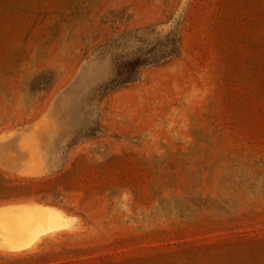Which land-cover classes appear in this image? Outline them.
Here are the masks:
<instances>
[{
  "label": "rangeland",
  "instance_id": "rangeland-1",
  "mask_svg": "<svg viewBox=\"0 0 264 264\" xmlns=\"http://www.w3.org/2000/svg\"><path fill=\"white\" fill-rule=\"evenodd\" d=\"M21 205L0 264H264V0H0Z\"/></svg>",
  "mask_w": 264,
  "mask_h": 264
},
{
  "label": "bare ground",
  "instance_id": "bare-ground-1",
  "mask_svg": "<svg viewBox=\"0 0 264 264\" xmlns=\"http://www.w3.org/2000/svg\"><path fill=\"white\" fill-rule=\"evenodd\" d=\"M13 205H15V204H17V203H12ZM19 204H21V203H19ZM5 205V204H4ZM7 205V204H6ZM11 205V204H10ZM9 205V206H10ZM12 205V206H13ZM18 205V204H17ZM17 205H16V207H17ZM25 205V204H24ZM30 205V204H29ZM32 205V204H31ZM30 205V206H31ZM36 206V208L38 207L37 206V204L36 205H34V207ZM40 206V205H39ZM42 206V205H41ZM1 207H3V206H1ZM34 207H32L33 209H34ZM48 207H50V206H48ZM55 208V207H51V208H47L46 207V210H45V212H44V214H42V216H40V219H42L43 218V216H44V218H45V224H46V226H45V224H44V229H46V227H48L49 229L50 228H52V227H49L48 226V224H54L55 222H53L52 220H53V217H54V220H55V218H56V223H58L59 221L57 220V218H59L60 216V218H62V215H63V223L61 222L60 224H65L64 223V221H66V219L64 220V214L61 212L60 213V210H59V214H57V212L56 211H58V210H56V211H54L53 209ZM31 209V208H30ZM29 209V206H28V208L27 207H22V205H21V207H19V208H11V207H7V208H2V209H0V231H1V233L2 232H4V230H5V228L6 227H8V225H11V226H13V225H17L16 223H15V220H17L18 218H20L23 214H27V213H29L30 210ZM42 209H44V206L42 207ZM56 209V208H55ZM45 213L47 214L46 216L47 217H49V215H50V218L48 219H46V216H45ZM53 217H52V216ZM59 216V217H58ZM42 217V218H41ZM22 218V217H21ZM36 219V218H35ZM39 219V220H40ZM49 220V221H48ZM41 221V220H40ZM48 221V222H47ZM52 221V222H51ZM58 221V222H57ZM61 221V220H60ZM67 222V221H66ZM56 223L53 225V227L56 225ZM37 225V224H36ZM57 226H59V223L57 224ZM56 226V227H57ZM37 227V226H36ZM23 229V228H22ZM42 229V228H41ZM46 231H48V229H46ZM40 232V234L42 233V231H39ZM9 233H10V231H9ZM32 233V232H31ZM30 233V234H31ZM44 234H46L45 232H44ZM44 234H42V236L44 235ZM38 235V233L35 235L36 236V240H33V241H38L42 236L40 235V236H37ZM34 235H32V237H35ZM10 238V237H9ZM11 238H12V236H11ZM30 238H31V236H30ZM38 238V239H37ZM9 240V239H8ZM6 241L7 243H4V244H8L9 242H11L12 243V240H9V241ZM45 240V239H44ZM32 242V240H30L29 238H28V240H26V246H27V248H28V246L30 247V245L32 246V243L30 244V242ZM22 242V241H21ZM40 242V241H39ZM3 243V242H2ZM23 243H25V241L24 242H22V243H19L20 245H21V247H22V249H24L23 247H24V245H23ZM6 245H1V247L2 248H4V246L6 247ZM15 245V244H14ZM20 245H19V247H18V249L20 250L21 249V247H20ZM8 246V245H7ZM13 246V245H12ZM35 247V246H34ZM9 248H11V246H8V249L7 250H9ZM17 248V247H16ZM26 248V247H25ZM13 249V248H12ZM12 249H10V250H12ZM15 250V249H14ZM26 251V250H25ZM14 252V251H13ZM18 252V251H17Z\"/></svg>",
  "mask_w": 264,
  "mask_h": 264
},
{
  "label": "water",
  "instance_id": "water-1",
  "mask_svg": "<svg viewBox=\"0 0 264 264\" xmlns=\"http://www.w3.org/2000/svg\"><path fill=\"white\" fill-rule=\"evenodd\" d=\"M23 203H31L33 205L37 204V205H44V206H53V207H57L53 204H49V203H45V202H42V201H32V202H23Z\"/></svg>",
  "mask_w": 264,
  "mask_h": 264
}]
</instances>
